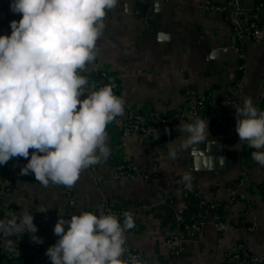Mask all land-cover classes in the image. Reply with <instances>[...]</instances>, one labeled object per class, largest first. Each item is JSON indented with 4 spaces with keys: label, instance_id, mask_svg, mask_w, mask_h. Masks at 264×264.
<instances>
[{
    "label": "crops",
    "instance_id": "obj_1",
    "mask_svg": "<svg viewBox=\"0 0 264 264\" xmlns=\"http://www.w3.org/2000/svg\"><path fill=\"white\" fill-rule=\"evenodd\" d=\"M204 1L118 0L106 11L96 58L82 74L91 77L94 66L105 70L118 81L124 110L147 113L156 121L172 117L189 95H212L221 103L207 117L208 142L172 160L168 145L180 143L175 140L178 125L169 140L154 147L141 134L121 138L109 124L110 155L83 169L71 188L51 183L45 187L33 174L21 175L27 160L0 165L9 187L1 195L2 204L14 206L17 213L32 211L35 235L43 241L32 242L27 232L9 237L20 254L8 255L9 261L1 264H51L37 253L59 239L53 233L58 216L97 214L105 205L132 214L135 227L125 233L124 247L141 252L144 264H228L230 253L245 240L250 253L264 254V166L252 159L255 149L239 142L235 131V107H242L246 98L264 111V8H255L254 0H241L238 22L245 35L234 40L232 25L222 14L205 9ZM19 19L18 13L0 15V35H9L10 21ZM252 20L258 27L254 35L246 32ZM120 162L135 172L114 176ZM186 172L194 177L190 190L180 182ZM238 178V186L231 187ZM42 206L48 211L37 212ZM175 214L181 216L179 223ZM192 215L203 220L196 235L189 229ZM214 215L226 229H217ZM0 218L5 216L0 213ZM170 235L176 238L172 244ZM0 243L6 241L0 238Z\"/></svg>",
    "mask_w": 264,
    "mask_h": 264
},
{
    "label": "clouds",
    "instance_id": "obj_2",
    "mask_svg": "<svg viewBox=\"0 0 264 264\" xmlns=\"http://www.w3.org/2000/svg\"><path fill=\"white\" fill-rule=\"evenodd\" d=\"M117 4L118 0H11L10 10L20 19L10 21L9 35H0V165L24 158L21 175L31 173L45 187L51 183L71 188L83 169L108 158L106 128L124 116L126 102L123 94H114L111 84L89 92V78L82 73L96 58L106 11ZM235 119L239 142L255 149L252 159L264 166V111L249 97L242 107H235ZM208 124L201 117L179 123L175 140L180 143L168 145V157L175 160L181 153L199 151V145L208 142ZM193 179L186 172L180 182L190 190ZM47 211L42 206L37 212ZM123 215V223L103 211H82L70 219L59 215L53 227L59 239L45 255L51 264H128L121 257L126 252L125 233L135 222L130 212ZM33 221L27 208L0 218L7 252L19 256L17 243L9 237L26 232L32 242H43L35 235Z\"/></svg>",
    "mask_w": 264,
    "mask_h": 264
},
{
    "label": "built area",
    "instance_id": "obj_3",
    "mask_svg": "<svg viewBox=\"0 0 264 264\" xmlns=\"http://www.w3.org/2000/svg\"><path fill=\"white\" fill-rule=\"evenodd\" d=\"M10 3L11 0H1L0 15L5 14L9 16L14 14L10 10ZM204 8L218 12L225 17V19L232 25L234 40L240 39V37L245 35V30L240 27V24L238 22V18L243 13L241 0H223L221 3H213L211 2V0H205ZM260 8H264V5H261ZM257 31V23L254 20L250 21L246 32L254 35L257 33ZM237 70L239 73H242V71L244 70V66L242 63L238 64ZM92 71V76L88 77L89 92L98 90L100 87L106 84H111L113 86L114 94L117 95L118 81L114 76L96 66L93 67ZM239 83L240 82L238 78V81L235 83V89L233 88L234 93L237 91ZM93 84L95 85V87H93ZM81 99H83V97H81ZM220 103L221 101H217L212 95H189L186 99L185 106L176 111L172 117L162 116L156 121L152 119V117L147 113L130 109L127 111L124 110V116L117 118V121L115 123H111L110 125L115 126L121 138L128 137L132 134H141L148 138V140L150 141V143L152 142L154 147H158L162 142L170 139L173 126L178 125L179 123L192 122L196 117L207 118L208 116L213 115V112L216 111V108L220 105ZM166 128L169 130L167 133L165 132ZM157 136H159V139H156ZM8 162L21 164L25 163L26 159L13 158ZM129 168L131 170L123 164L118 163V165H116L114 176L132 175L135 168L131 166H129ZM7 187V181L3 176L0 175V213H2L5 217L11 210H15L17 212V209L14 206L4 205L1 202V195L5 190L8 189ZM232 192H234V189ZM101 211H103L105 214L111 213L116 215L120 219V222L123 223L124 215L121 213V211H119L112 205L103 206ZM180 221L181 216L179 214H175L174 222L179 223ZM212 221L218 230H223L227 227L225 223L219 220V218L215 215L212 217ZM202 224V219L192 215L189 219L190 232L196 235L200 231V227ZM174 239H176L175 235H170L167 240L170 242V244H172V241ZM0 249L1 251H5L7 254H10L5 250V245L2 243H0ZM125 249L126 252L121 257V259L128 261V264H144L146 258L141 252L132 250L129 247H125ZM45 252L46 251H44V253L40 251L39 255H37L38 258L50 260L45 255ZM228 264H264V254L257 255L250 253L248 249V243L245 240L240 242L237 248L230 253Z\"/></svg>",
    "mask_w": 264,
    "mask_h": 264
},
{
    "label": "trees",
    "instance_id": "obj_4",
    "mask_svg": "<svg viewBox=\"0 0 264 264\" xmlns=\"http://www.w3.org/2000/svg\"><path fill=\"white\" fill-rule=\"evenodd\" d=\"M254 2H255V8H260V6L261 5H264V0H254ZM241 52V51H240ZM261 102H263L264 103V96L262 97V101ZM151 144H152V142H151ZM153 145V144H152ZM154 146V145H153ZM121 163V162H120ZM121 164H123L124 166H126L128 169H130L129 168V166L127 165V164H125L124 162H122ZM131 170V169H130ZM133 172H135V171H133ZM240 178H238V179H236V180H233V181H231L230 182V186L231 187H236L237 186V184L240 182ZM7 188H9V187H7ZM209 205H207V204H204V207L205 208H207ZM116 208V207H115ZM117 209V208H116ZM119 210V209H118ZM120 211V210H119ZM214 211H216V212H218L217 211V209H214ZM133 250V249H132ZM39 253H40V251H38V253H37V255H39ZM8 255H10V254H7L5 251H1V249H0V264L1 263H3V262H8L9 261V256Z\"/></svg>",
    "mask_w": 264,
    "mask_h": 264
},
{
    "label": "rangeland",
    "instance_id": "obj_5",
    "mask_svg": "<svg viewBox=\"0 0 264 264\" xmlns=\"http://www.w3.org/2000/svg\"><path fill=\"white\" fill-rule=\"evenodd\" d=\"M97 214H99V212H98ZM44 251H46V249H45V250H41V252H43V253H44ZM48 261H50V260H48ZM50 262H51V261H50Z\"/></svg>",
    "mask_w": 264,
    "mask_h": 264
}]
</instances>
